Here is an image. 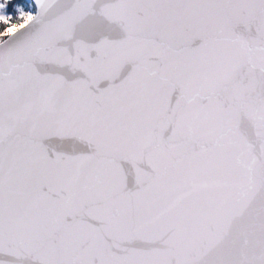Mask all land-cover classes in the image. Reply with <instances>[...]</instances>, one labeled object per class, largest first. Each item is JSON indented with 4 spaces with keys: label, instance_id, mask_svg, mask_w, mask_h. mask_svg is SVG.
<instances>
[{
    "label": "snow or ice",
    "instance_id": "snow-or-ice-1",
    "mask_svg": "<svg viewBox=\"0 0 264 264\" xmlns=\"http://www.w3.org/2000/svg\"><path fill=\"white\" fill-rule=\"evenodd\" d=\"M0 264H264V0H0Z\"/></svg>",
    "mask_w": 264,
    "mask_h": 264
}]
</instances>
